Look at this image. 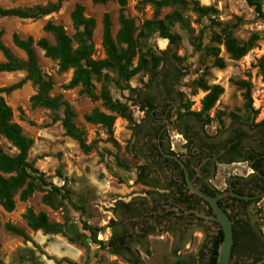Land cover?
Wrapping results in <instances>:
<instances>
[{"label":"rangeland","instance_id":"1","mask_svg":"<svg viewBox=\"0 0 264 264\" xmlns=\"http://www.w3.org/2000/svg\"><path fill=\"white\" fill-rule=\"evenodd\" d=\"M126 0L121 7L118 0H0L1 10L32 11L36 7L58 8L48 14L21 19L0 17L1 42L12 56L26 61L25 53L14 46V35L34 41L37 65L52 81L50 97H60L74 112L73 123L83 133L90 148L85 153L78 142L65 134L62 126L63 110L33 107L31 98L36 86L27 79L24 70L0 72V88L20 85L9 95H3L12 109V121L33 141L27 163L47 186L39 185L26 201L14 195V210L6 213L0 207V261L2 264H128L122 257L107 249V225L114 218L112 208L117 202H129L139 196L149 197L150 188L136 181L137 168L143 164L133 128L144 113L137 106L136 90L155 93L153 78L163 67L162 52H168L184 75L168 87L174 100L172 118L182 113V105L198 113L203 99L210 94L211 108L204 114L209 124L203 131L210 137L225 136L230 129H248L247 125L264 119V21L245 0ZM261 4L264 0H254ZM158 3L160 6H158ZM76 5L84 7V15L93 18L92 56L94 61L106 59L103 42V19L108 16L110 31L116 47H121L118 34L121 13L132 25L135 54L130 69L137 72L128 82L123 81L116 68L102 70L93 79V92L99 96L106 90L112 101L126 107L130 119L106 110L100 99L91 100L80 93V87L69 88L72 70L59 71L57 62L44 56L35 43L46 39L54 44L51 33L44 30L47 23L64 28L72 37L75 33L70 14ZM122 47L125 48V45ZM142 58V61L139 59ZM5 59L0 52V63ZM250 98V106L247 97ZM94 109L115 117L111 131L91 124L84 117ZM190 118V117H188ZM200 125V122H196ZM172 147L183 150V140L170 133ZM5 152L13 154L1 140ZM243 165H218L212 184L222 190L230 175L238 174ZM57 187L58 194L50 192ZM50 193V203L43 196ZM254 219L264 231V199ZM30 209L46 215L48 230L33 231L24 215ZM23 232L29 241L11 233L6 225ZM85 224L93 233L83 230ZM100 229V231H96ZM94 238V240H93ZM98 241L100 245L96 242ZM149 255L140 253L138 264H199L201 254L209 243L201 233L187 235L175 245L167 234L148 239Z\"/></svg>","mask_w":264,"mask_h":264},{"label":"trees","instance_id":"2","mask_svg":"<svg viewBox=\"0 0 264 264\" xmlns=\"http://www.w3.org/2000/svg\"><path fill=\"white\" fill-rule=\"evenodd\" d=\"M61 3L64 0H57ZM105 1V0H102ZM183 0H165L162 3L180 2ZM246 3L253 7L255 13L264 21V12L262 11L261 4L254 0H245ZM121 7L125 6L126 0H118ZM158 3L157 5L160 6ZM58 8V4L51 8L36 7L32 11H20V10H1L0 17L13 16L21 19L39 17L55 11ZM70 20L75 33L72 37H69L64 28L58 25L47 23L44 30L51 33L54 38V44H50L46 39H40L35 45L40 48L44 56L55 60L57 62L59 71L65 72L72 70V78L68 85L69 88L80 87V93L87 96L91 100L100 99L102 105L106 110L116 113L117 115L130 119V115L127 112L126 107L119 104L117 101H112L106 90H101L99 96H96L93 92V79L100 77L102 70L105 68L113 67L118 71L119 76L123 81L128 82L131 77L137 72V68L130 69L131 59L135 54V41L132 38V25L121 13L120 23L121 29L118 34L119 45H125L124 47H116L111 37L110 21L108 16H104L103 19V42L106 50V59L101 61H94L92 56V30L95 26L93 18H87L84 15V7L76 5L70 14ZM1 39V32H0ZM15 47L21 49L26 55V61L20 62L16 60L10 51L2 44L0 40V52L3 55L5 62L0 63V72H11L15 70H24L27 73V79L30 80L37 88L36 94L31 98V104L33 107H42L52 111L62 109L63 119L62 126L65 130V134L76 140L83 152H89L90 148L85 145L83 140V133L77 129L73 123L75 117L69 104L63 101L60 97H50L49 92L52 89V81L49 77L43 75L37 65L35 52L33 50L34 41L32 38L25 40L20 39L14 35L12 38ZM172 59V56L168 52H162L163 67L155 74L153 82H155V93L147 94L141 90H136L137 106L140 110L144 111L146 107L151 108L154 99L159 100L162 96L161 86L168 92V87L173 85L184 73H181V69L177 66ZM142 61V58L139 59ZM264 81V76H263ZM20 85H14L7 88H0V207L6 212L10 213L14 210V195L19 194L20 201H26L32 196V194L38 190L39 185L36 181H39L42 185L47 186L42 175H37L35 171H32L27 163L28 152L33 144V141L26 137L20 126L12 121L13 112L12 109L6 104L3 95H9L13 90ZM250 106V98L247 97ZM211 96L207 95L202 101V109L198 113L191 112L189 105H182L183 112L178 113L177 118L190 117L192 121L200 122V127L204 128L209 124L208 117H204V114L211 108ZM85 121L91 124L101 125L111 131L115 117L107 115L94 109L89 115L84 117ZM249 129L253 130L259 136H264V119L258 123L247 125ZM236 132L241 129H234ZM138 132V124L133 128L134 137ZM214 138V137H211ZM3 140L11 149H14L13 154L5 152L1 145ZM145 167L139 166L137 168L136 181L144 186H148L149 183L146 180L147 174L144 173ZM51 186V185H48ZM50 192L58 194L57 187L51 186ZM43 203L53 206L50 203V193L43 196ZM120 206L128 207L130 203L117 202L113 208L112 213L114 218L111 219L107 225V228L111 232V237L106 242V247L109 252L116 256H121L128 264H138L140 261V253L148 256L149 245L148 240L145 239L146 234L138 235V233L130 232L129 228L136 229L139 226V214L130 215L129 218H134L128 227L122 228L121 223L124 221L125 216L118 211ZM29 228L33 231L48 230L49 223L44 213L40 212L37 215L28 209L24 215ZM83 230L89 231L91 236L93 233L89 227L85 224L82 225ZM6 229L11 233L18 234L27 241V237L23 232L18 230L12 225H6ZM100 231V229H96ZM132 238L145 239L140 240L136 246H131ZM94 240V238H93ZM222 240L220 234L216 239L213 248L210 250L209 263L216 264L217 248ZM96 241V240H95ZM99 245L100 243L96 241ZM0 264L2 262L0 261Z\"/></svg>","mask_w":264,"mask_h":264},{"label":"flooded vegetation","instance_id":"3","mask_svg":"<svg viewBox=\"0 0 264 264\" xmlns=\"http://www.w3.org/2000/svg\"><path fill=\"white\" fill-rule=\"evenodd\" d=\"M161 91L160 99H154L152 107L143 111L135 136L143 160L140 166L145 167L149 183L146 187L151 192L149 197L144 195L121 202L130 203L118 209L125 216L121 227H128L136 219L128 216L139 214L138 228L129 230L140 236L146 234L147 240L167 234L175 245H180L187 235L201 233L209 247L201 254L199 264H208L210 250L222 231L209 219L213 212L208 203L188 189L187 173L191 185L208 196L231 192L243 197L225 196L218 201L232 221L230 264H264V231L253 214H258L259 203L264 199V136L248 128L242 129L239 135L230 129L220 139L211 138L191 119H178L177 115L172 118L174 100L163 86ZM172 132L183 140L181 152L172 147ZM218 165H243L238 174L227 178L222 190L212 184ZM132 239L131 246L145 240Z\"/></svg>","mask_w":264,"mask_h":264},{"label":"water","instance_id":"4","mask_svg":"<svg viewBox=\"0 0 264 264\" xmlns=\"http://www.w3.org/2000/svg\"><path fill=\"white\" fill-rule=\"evenodd\" d=\"M179 163L182 166V168H184V165L181 162ZM185 175L188 183V189L193 194H195L196 196L200 197L201 199H203L205 202L208 203V205L210 206L213 212V216L209 217V219L211 221L216 222L222 231V240L217 248L216 264H230V258H231V252L233 246L232 221L229 218L228 214L225 212V210H223L218 205V201L224 198L225 196H232L236 198H243V197L231 192L221 193L215 197L208 196L205 193L201 192L200 190L194 188L191 185V182L188 180L187 173Z\"/></svg>","mask_w":264,"mask_h":264}]
</instances>
